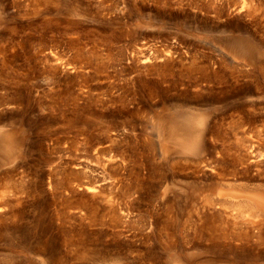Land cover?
<instances>
[{"label": "rangeland", "instance_id": "1", "mask_svg": "<svg viewBox=\"0 0 264 264\" xmlns=\"http://www.w3.org/2000/svg\"><path fill=\"white\" fill-rule=\"evenodd\" d=\"M0 192V264H264V0H0Z\"/></svg>", "mask_w": 264, "mask_h": 264}, {"label": "bare ground", "instance_id": "2", "mask_svg": "<svg viewBox=\"0 0 264 264\" xmlns=\"http://www.w3.org/2000/svg\"><path fill=\"white\" fill-rule=\"evenodd\" d=\"M6 189H7V188H6ZM1 192H2V191H1ZM1 192H0V193H1ZM2 193H3V192H2ZM239 212H240V211H239Z\"/></svg>", "mask_w": 264, "mask_h": 264}]
</instances>
